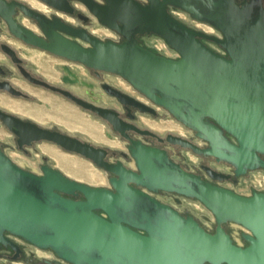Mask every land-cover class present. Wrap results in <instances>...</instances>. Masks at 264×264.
Wrapping results in <instances>:
<instances>
[{
    "label": "water",
    "instance_id": "water-1",
    "mask_svg": "<svg viewBox=\"0 0 264 264\" xmlns=\"http://www.w3.org/2000/svg\"><path fill=\"white\" fill-rule=\"evenodd\" d=\"M52 6L68 0H44ZM92 7L97 18L130 39V45H102L90 52L105 69L130 80L151 100L182 120L185 112L195 122L213 119L218 131H226L241 144L236 165L264 169V25L253 13L241 12L234 0H106ZM179 1L208 10L224 26L220 42L230 54L225 60L204 46L197 36L172 18L167 4ZM88 3V1H87ZM89 4V3H88ZM206 10V11H207ZM161 18V19H160ZM161 20V21H160ZM226 27V28H225ZM154 32L182 52L173 60L142 48L137 35ZM179 32L189 36L179 45ZM188 34V35H187ZM184 50H183V48ZM50 87L48 84H44ZM106 118V111L95 109ZM5 124L19 137L20 145L48 141L62 150L81 155L121 177L112 179L115 191L93 187L70 178L61 170L44 167L43 174L15 164L0 147V240L9 232L42 249H51L69 264H264V192L237 194L203 181L174 163L165 151L138 147L134 151L140 174L110 166L96 157L102 151L67 135L52 133L39 124L8 115ZM17 129V130H16ZM205 139L216 142V132ZM215 154V152H212ZM163 190L197 199L213 215L215 233L206 231L193 217H182L149 194ZM73 200L63 196H78ZM102 212L103 214H99ZM232 223L234 238L222 228ZM139 229L140 234L131 229ZM244 229L248 246L240 241Z\"/></svg>",
    "mask_w": 264,
    "mask_h": 264
},
{
    "label": "flooded vegetation",
    "instance_id": "flooded-vegetation-1",
    "mask_svg": "<svg viewBox=\"0 0 264 264\" xmlns=\"http://www.w3.org/2000/svg\"><path fill=\"white\" fill-rule=\"evenodd\" d=\"M134 1L142 6L150 3L149 0ZM36 2L38 5L29 0H0V128L8 131L11 137L8 140H0V147L15 164L23 168L26 165L14 160L8 153L9 150L32 157L33 153L40 152L37 148L39 144L59 146L44 140L32 142L30 145H20L19 137L5 124L8 115L15 116L23 122H35L52 133L67 135L84 144L89 143L102 151L96 155L98 159L102 158L103 162L110 166H120L131 174H140L134 151L140 146L150 147L165 151L174 163L212 185L243 196H249L254 191L264 192V169L261 167L250 169L246 165L239 166L227 159L231 157L235 160L239 157L241 144L228 132L216 130L215 126L219 125L213 119L202 116L199 124L195 119H190L187 111H184L186 118L182 120L169 109L151 100L128 78L105 69L101 63L89 56L91 51L100 46L99 43L105 45L111 42L117 46H131L130 39L102 23L93 13L91 8L107 6L106 0H68L67 4L59 3L58 7L44 0ZM161 2L164 3V0ZM235 3L242 13H253L255 19L264 25V0H234ZM165 7L168 14L187 29L205 35L197 36L196 39L210 51L225 60H230L227 49L215 40L224 41L226 38L225 33L219 28V25L225 24L222 19L216 18L207 9L206 11L194 7L186 1H179V6L167 4ZM103 30L108 34L103 33ZM179 33L178 44L183 46L185 43L188 44L187 40L191 38L189 39L185 32ZM90 38L97 39L99 43L94 44ZM158 40L163 42L164 47H158ZM137 43L158 56L173 60H180L182 57L180 50L170 46L165 38L154 32L138 34ZM167 49L170 54L166 52ZM28 50L39 51L63 61L64 63L60 64L62 74L59 80L41 71L43 67L28 57ZM38 89L50 91L70 101L83 112L103 122L107 128L106 135L117 138L123 146H114L72 134L57 125L40 124L28 116L11 111L2 102L21 100L39 104L41 99L33 91ZM95 109L106 111V118L99 115ZM146 118L171 119L185 130V133L178 130L161 133L147 124ZM206 132H216L215 143L212 144L205 139ZM40 153L42 161L38 165V170L32 169L33 174L42 175L44 167L57 169L50 163L49 156ZM258 155L264 160L263 155L260 153ZM77 156L89 161L105 175L107 184L101 187L115 191L111 186V180H120L121 177L98 167L91 159ZM129 185L149 194L180 216L193 217L206 231L215 233L217 223L213 215L210 213V216L207 214L200 216L194 211L193 203L201 204L197 199L174 192L149 190L133 182ZM63 196L73 200H85L81 193L75 197L64 194ZM222 228L237 244L233 224L224 223ZM131 229L146 234L139 229L132 227ZM238 233L241 243L247 247L244 235L248 232L240 229ZM1 237L0 264H69L60 259L53 250L39 248L20 236L3 232Z\"/></svg>",
    "mask_w": 264,
    "mask_h": 264
},
{
    "label": "rangeland",
    "instance_id": "rangeland-1",
    "mask_svg": "<svg viewBox=\"0 0 264 264\" xmlns=\"http://www.w3.org/2000/svg\"><path fill=\"white\" fill-rule=\"evenodd\" d=\"M34 5H38L36 0H29ZM105 34H108L106 30H103ZM159 48L164 47L163 42L158 40L157 43ZM167 53H171L168 49L166 51ZM28 57L33 59L39 66H42L40 70L50 74L54 78L59 80V76L62 74L61 65L64 63L61 60H57L52 56H49L45 53L35 51V50H28ZM37 93L38 96L44 97V99H41V102L39 104H30L28 102H24L21 100H11L14 104H24L27 106H38L42 107L47 113L50 115L45 117L43 122H38L43 125H57L63 130L70 132L72 134L81 135L85 138H89L91 140H97L99 142H105L114 146H123L121 142L117 138L109 137L106 135L107 128L103 122L96 119L93 116H90L86 112H83L79 108H77L76 105L71 103L70 101L57 96L56 94L46 91V90H33ZM3 102V100H2ZM54 104L60 106L63 108L64 112H56ZM31 118V117H30ZM33 119V118H32ZM35 120V119H33ZM36 121V120H35ZM146 123L150 124L155 128V130L165 133L167 130H178L182 133H185V130H183L176 122H174L171 119L161 118L160 120H154L152 118H146ZM84 127H87L93 134H90L88 131L84 130ZM10 137V133L6 131L3 128H0V140H8ZM40 152L45 153L47 156H49L50 163L55 166L57 169L61 170L64 174L69 176L70 178L76 179L81 182H85L87 184L93 185V186H104L107 184V180L105 175L95 166L86 159L67 153L61 148L49 144V143H42L37 146ZM62 150V151H61ZM59 151L62 157H65L66 160L62 163L58 161L54 157V152ZM40 152L33 153L32 157H27L24 154L17 152L15 150H9L8 153L11 155V157L14 160H17V162L21 163L22 165L26 164L28 167H30L33 170H38V165L42 161V154ZM67 159L74 161L77 166L81 167L82 169H79L78 172L85 175V176H91L93 178H104V182L99 184L98 183H90L88 181L79 179L78 177H75L73 174L68 171V168L65 166L64 163H67ZM194 159V158H192ZM24 165V166H26ZM257 176V174H255ZM194 205V211L196 214H207L211 215L210 212L204 208L201 204L193 203Z\"/></svg>",
    "mask_w": 264,
    "mask_h": 264
},
{
    "label": "bare ground",
    "instance_id": "bare-ground-1",
    "mask_svg": "<svg viewBox=\"0 0 264 264\" xmlns=\"http://www.w3.org/2000/svg\"><path fill=\"white\" fill-rule=\"evenodd\" d=\"M39 97L41 99H44V97H42V96H39ZM3 104L7 108H9L11 111L17 112V113H19L21 115H25V116L31 117V118L35 119L36 121H38V122H43L45 117L50 115L42 107H38V106H27V105H24V104H14L12 102H9L8 100H4ZM54 107H55V111L56 112H64L63 108H61L60 106L54 104ZM84 130L88 131L90 134H93L87 127H84ZM62 156L63 155H61V153L59 151H55L54 152V157L56 159H58V161L60 163L63 164V162L66 160V158L62 157ZM64 164L68 168V171H70L71 174H73L75 177H78L79 179L88 181L90 183H98V185L104 182V178H93L91 176L88 177V176H85V175L79 173L78 170L82 169V168L77 166V164H75L74 161H71V160L67 159V163H64ZM98 171H99V169H98Z\"/></svg>",
    "mask_w": 264,
    "mask_h": 264
}]
</instances>
